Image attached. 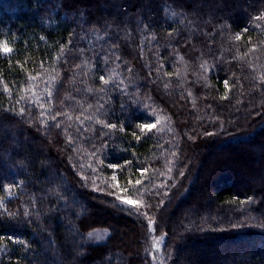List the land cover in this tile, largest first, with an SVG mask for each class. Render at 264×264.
I'll list each match as a JSON object with an SVG mask.
<instances>
[{"label":"trees","instance_id":"16d2710c","mask_svg":"<svg viewBox=\"0 0 264 264\" xmlns=\"http://www.w3.org/2000/svg\"><path fill=\"white\" fill-rule=\"evenodd\" d=\"M82 1L0 0V264H264V0Z\"/></svg>","mask_w":264,"mask_h":264},{"label":"rangeland","instance_id":"374dc122","mask_svg":"<svg viewBox=\"0 0 264 264\" xmlns=\"http://www.w3.org/2000/svg\"><path fill=\"white\" fill-rule=\"evenodd\" d=\"M102 0H84L82 1V3L84 2V4L87 5L88 8L94 7V6H102L104 7L105 5L101 3ZM107 1H117V0H107ZM6 47L5 43H1V48L4 49ZM7 49H9L8 47H6ZM4 51V50H3ZM9 51V50H8ZM7 52V51H6ZM253 152H257L258 149L253 146ZM216 151V150H215ZM238 177V176H237ZM110 216L112 218V220L110 222H112L113 224V228L115 231V234L117 236V238H119L120 240H122L125 244H130L131 242H133V233L130 232V228L128 225H124L123 222H125V217L122 216V214L118 211H112L110 212ZM108 222V221H106ZM131 222H130V227H131ZM92 237H90V239L99 241V240H103L105 239V237L107 236V230H95V232L91 233ZM156 249L159 246V244L156 242ZM132 250H135V247L133 245Z\"/></svg>","mask_w":264,"mask_h":264},{"label":"snow or ice","instance_id":"6c2138e0","mask_svg":"<svg viewBox=\"0 0 264 264\" xmlns=\"http://www.w3.org/2000/svg\"><path fill=\"white\" fill-rule=\"evenodd\" d=\"M4 51H8L9 49H7L6 47L3 49ZM141 127L145 128V129H150L151 127H153L152 125H142ZM128 203H135L133 201H128Z\"/></svg>","mask_w":264,"mask_h":264}]
</instances>
